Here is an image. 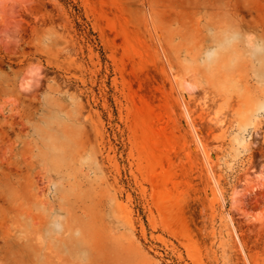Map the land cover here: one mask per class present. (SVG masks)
I'll return each instance as SVG.
<instances>
[{"label": "rangeland", "instance_id": "374dc122", "mask_svg": "<svg viewBox=\"0 0 264 264\" xmlns=\"http://www.w3.org/2000/svg\"><path fill=\"white\" fill-rule=\"evenodd\" d=\"M0 264H264V0H0Z\"/></svg>", "mask_w": 264, "mask_h": 264}]
</instances>
